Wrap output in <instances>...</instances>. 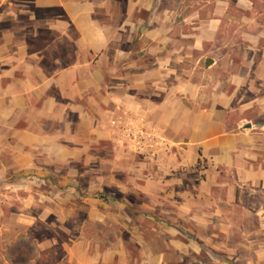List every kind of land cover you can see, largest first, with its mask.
<instances>
[{
    "label": "crops",
    "instance_id": "0c3cea01",
    "mask_svg": "<svg viewBox=\"0 0 264 264\" xmlns=\"http://www.w3.org/2000/svg\"><path fill=\"white\" fill-rule=\"evenodd\" d=\"M119 108L168 150H116ZM22 236L30 264H264V0H0V264Z\"/></svg>",
    "mask_w": 264,
    "mask_h": 264
},
{
    "label": "rangeland",
    "instance_id": "374dc122",
    "mask_svg": "<svg viewBox=\"0 0 264 264\" xmlns=\"http://www.w3.org/2000/svg\"><path fill=\"white\" fill-rule=\"evenodd\" d=\"M166 7H177L176 3L170 4L169 2H166L164 4ZM180 9V8H179ZM118 110V115H116L113 119L109 121V126H111L112 129H114L113 133L109 132L110 137H111V142L113 147L116 150L124 149L125 151H128L132 155H135L136 157H141L145 158L147 156L155 157L158 155L159 151H167L169 148L170 140H169V135L166 133V131L160 133V132H155L151 130L148 127H142L138 123V118L133 117L129 115L127 112L123 111L122 108L117 109ZM250 112H248V117ZM128 126L132 128V130L135 132L138 131V129H143L145 132L150 134L151 140L144 144V148L141 149L139 146L135 143L134 140L138 138L137 133H135L132 137L128 138L127 137V130ZM138 140V139H137ZM107 155V154H106ZM49 184L46 183V189ZM47 191V190H46ZM49 204V203H48ZM54 206V204L51 202ZM61 208L63 209V213H52V215L48 216L46 218V239L49 238H63L67 239L70 236H74V229L75 226L81 225L83 222L87 221V211H88V204L84 201V198H75L72 199L71 201L67 203H62ZM47 216V215H46ZM60 216L66 218V226L68 227L67 229L61 228L59 223L60 221ZM86 227L84 228L83 231H93L95 228L94 226L90 225V223H87L85 225ZM72 230V233H70ZM96 230V228H95ZM61 254L60 250L57 252H50V254H47L51 256V258H55L57 255ZM48 256V257H49ZM52 263V262H51Z\"/></svg>",
    "mask_w": 264,
    "mask_h": 264
},
{
    "label": "trees",
    "instance_id": "16d2710c",
    "mask_svg": "<svg viewBox=\"0 0 264 264\" xmlns=\"http://www.w3.org/2000/svg\"><path fill=\"white\" fill-rule=\"evenodd\" d=\"M32 241V239L22 236L11 245L8 259L12 264H30L32 262L37 256L36 245Z\"/></svg>",
    "mask_w": 264,
    "mask_h": 264
},
{
    "label": "built area",
    "instance_id": "2783aa9c",
    "mask_svg": "<svg viewBox=\"0 0 264 264\" xmlns=\"http://www.w3.org/2000/svg\"><path fill=\"white\" fill-rule=\"evenodd\" d=\"M135 133H137V135H138V138H137L138 140L137 139L134 140V144L136 143L139 146V148L143 149L144 148L143 145L148 143L151 140V138H150L151 136H150V134H148L147 132H145L143 129H140V128ZM135 133L132 130V128L128 126L127 137L130 138Z\"/></svg>",
    "mask_w": 264,
    "mask_h": 264
}]
</instances>
